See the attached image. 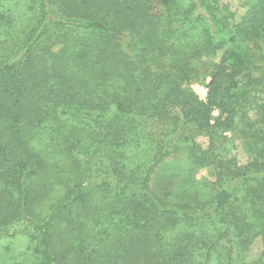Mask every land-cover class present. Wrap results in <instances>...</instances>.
I'll use <instances>...</instances> for the list:
<instances>
[{
  "label": "trees",
  "instance_id": "obj_1",
  "mask_svg": "<svg viewBox=\"0 0 264 264\" xmlns=\"http://www.w3.org/2000/svg\"><path fill=\"white\" fill-rule=\"evenodd\" d=\"M222 1L0 0V241L33 264H264V0L237 22ZM172 157L212 184L174 194Z\"/></svg>",
  "mask_w": 264,
  "mask_h": 264
},
{
  "label": "rangeland",
  "instance_id": "obj_2",
  "mask_svg": "<svg viewBox=\"0 0 264 264\" xmlns=\"http://www.w3.org/2000/svg\"><path fill=\"white\" fill-rule=\"evenodd\" d=\"M243 0H223L222 3L224 6L228 8L230 12L233 13V21L237 22L240 16L243 14L244 10L241 7V3ZM18 27L24 28L28 25V16L23 13L20 15L18 13ZM220 57V54L217 55V61ZM209 79L200 80L197 82H193L190 84L189 88L193 92V94L200 100H205L207 94V85ZM214 116L217 115L216 112L213 113ZM227 137L226 145L230 149V155L234 157L237 163L240 166L245 165L248 161V155L243 150V147L240 142L236 141L235 139H231L230 134H226ZM228 138L230 141H228ZM197 143L201 145L202 148L206 147V140L204 138H198ZM157 177L163 176H177V187L174 188V194H178L179 196L183 194L185 190H190L192 195L194 193H199V188L196 186V182H203L212 184L213 177L210 175L208 170L206 169H199L194 171L193 174L190 175L189 179L187 180V169L182 162L180 157L178 158H169L167 159L163 165L159 166L157 170ZM187 180V181H186ZM184 182V183H183ZM181 184V185H180ZM177 189V191H176ZM200 199L202 197L200 196ZM47 204L50 200L45 199ZM30 244L28 240L24 237L16 236L11 240H3L0 241V264H33V259L30 257ZM260 253V243L259 240H256L252 245L250 252H249V260L257 259Z\"/></svg>",
  "mask_w": 264,
  "mask_h": 264
}]
</instances>
